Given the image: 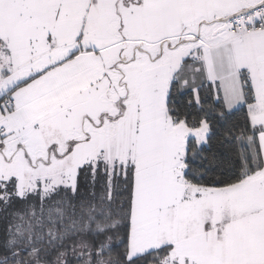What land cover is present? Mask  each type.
<instances>
[{"label": "snow or ice", "instance_id": "obj_1", "mask_svg": "<svg viewBox=\"0 0 264 264\" xmlns=\"http://www.w3.org/2000/svg\"><path fill=\"white\" fill-rule=\"evenodd\" d=\"M0 264H264V0H0Z\"/></svg>", "mask_w": 264, "mask_h": 264}]
</instances>
